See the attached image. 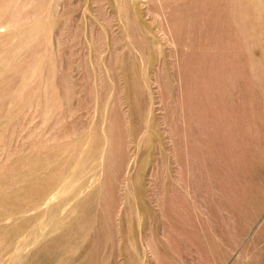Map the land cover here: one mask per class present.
Segmentation results:
<instances>
[{
    "label": "rangeland",
    "instance_id": "obj_1",
    "mask_svg": "<svg viewBox=\"0 0 264 264\" xmlns=\"http://www.w3.org/2000/svg\"><path fill=\"white\" fill-rule=\"evenodd\" d=\"M0 264H264V0H0Z\"/></svg>",
    "mask_w": 264,
    "mask_h": 264
}]
</instances>
